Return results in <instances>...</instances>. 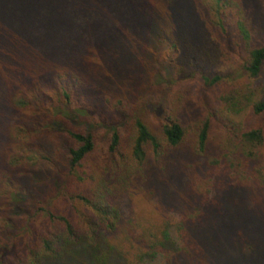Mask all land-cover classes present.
<instances>
[{"label":"trees","instance_id":"obj_1","mask_svg":"<svg viewBox=\"0 0 264 264\" xmlns=\"http://www.w3.org/2000/svg\"><path fill=\"white\" fill-rule=\"evenodd\" d=\"M85 2L0 0V64L6 59L3 49L20 44L16 36L4 44L5 35L14 30L24 34L23 26L35 14L60 20L68 28L66 37L77 35L89 51H100L103 72L111 68L108 63L116 61L125 45L147 39L180 54L183 64L198 60L215 65L239 53L241 69L252 79L264 62V43L248 45V28L240 18L231 24L233 35L228 34L230 9L233 4L242 7V0L90 2L107 15L91 5L84 9ZM70 38L75 45L77 39ZM34 40L39 42L34 36V45ZM41 43L40 39L35 46L39 49ZM90 57L91 64L83 62L84 74L75 69L57 72L42 91L37 90L39 78L35 77L31 90L11 94L6 100L15 112L26 116L2 135L7 155L0 157V264H145L157 257L165 264H176L190 260V251L196 250H217L208 253L219 262L223 259V264H239V258L218 252L224 249L218 247L207 222L221 196L222 200L224 196L239 200L242 188L264 186V131L260 127L264 125V96L252 101L250 84L232 87L229 75H201L200 87L216 92L215 104L203 102V113L190 109L183 116L179 112L183 104L178 106L181 98L177 96L167 106L160 104L165 99L162 94L163 99L148 103L151 122L139 109L127 112L115 84L105 76L90 78L99 65L93 53ZM145 87L150 85L145 83ZM81 98L89 107L74 108L72 104ZM247 106L259 125L239 127L216 115L218 107L235 113ZM215 123L222 130L218 138L210 135ZM99 130L105 131L106 149L103 158L95 160ZM185 155L203 158L213 170L208 174L214 175L215 184L217 179L218 196L207 201L210 191L202 192L188 178L181 193L191 197L193 205L176 222L179 243L169 236L164 213L159 237L138 230L130 197L153 177L158 181L160 176H170ZM37 158L47 165L41 174L35 170ZM174 196L173 192L166 199L172 202ZM236 243L232 241L230 250ZM239 254L243 257L247 252L239 250Z\"/></svg>","mask_w":264,"mask_h":264},{"label":"rangeland","instance_id":"obj_2","mask_svg":"<svg viewBox=\"0 0 264 264\" xmlns=\"http://www.w3.org/2000/svg\"><path fill=\"white\" fill-rule=\"evenodd\" d=\"M93 0H86L83 4L84 9L88 6H93V10H101L103 15H107L106 10L96 7L92 2ZM243 6L233 4L230 11L232 16L229 17V25L232 30L228 31L230 36L233 35L234 27L231 26L237 18H240L248 28L249 33V46L264 43V0H242ZM83 9V10H84ZM90 9V8H89ZM30 23L23 26L24 34H15L10 31L5 35L4 44L7 40H11V36H16L20 44L13 46L11 49H3V57L6 58L2 61L3 66H0V96L3 95V100L0 107V157L5 159L7 155L6 139L4 135L9 127H12L17 121L25 118V114L15 112L7 103V99L11 94L22 93L31 90L34 78H39L37 90H44V83H51L53 77L58 73H63V70L75 69L77 73L84 74L85 66L83 62L91 64V57L88 54L93 53V57L97 58L99 63L97 74H92L91 79H102L104 76L110 82L115 84L116 94L122 99L127 112H138L147 114L151 110V105L156 103L158 99H163V103L170 106V103L178 96L181 98L179 107L183 104L184 109L179 110L181 115L187 114L190 109L193 111L197 109L201 113L205 111L202 104L205 102L207 105H213L214 96L216 92L213 90L201 89V82L198 78L201 75L211 77L213 75H229L230 85L238 87L244 83H249L252 89V101H257L264 96V62L261 65L258 76L254 79L249 78L241 69V59L239 53L236 56L232 55L227 57L226 61L217 63L215 65L201 64L198 60L190 62L185 61L181 63V55L172 52L170 49L157 44L152 40L147 39L145 43L127 44L125 49L119 50V56L111 64L108 71H101L100 51L91 50L81 44L78 36H70L77 39V43L72 46L71 38L67 35V26L62 24L59 20L50 19L49 15L45 17L43 14H35L29 17ZM64 20V19H63ZM27 23V22H26ZM67 28V29H66ZM66 29V30H65ZM183 33L187 34L185 30ZM65 35V36H64ZM39 38L41 46L36 47L33 44V38ZM183 37V35H182ZM68 43H66L67 41ZM182 41V40H181ZM14 45V44H13ZM32 45L31 52L27 51ZM127 47V48H126ZM35 50H38L37 52ZM125 50L126 56L123 57ZM88 52V54H86ZM86 54V55H85ZM29 56L31 58H29ZM36 58L35 61H33ZM33 63H26L28 61ZM31 65V68L27 67ZM189 67L191 69H189ZM92 83V82H91ZM148 83L150 87H145ZM94 88H92L93 90ZM51 94V93H50ZM119 98V97H118ZM53 101L48 104L54 107ZM148 103H150L148 105ZM76 107H89L84 98L72 104ZM148 105V106H147ZM178 107V109H179ZM182 107V108H183ZM90 110L89 108H87ZM191 111V113L193 112ZM217 117L239 127H247L253 124L259 125V119L255 117L247 106L238 112L229 113L223 108L218 107ZM95 116H91L93 120ZM151 122L153 118L150 116ZM149 122V121H148ZM260 127L263 128L264 125ZM221 127L215 123L211 128L210 135L212 138L221 136ZM97 142L93 158H103L106 149L105 131L99 130L97 132ZM11 144V141H10ZM6 152V155L3 156ZM262 155L264 154V144L261 148ZM179 157V156H178ZM177 157V158H178ZM38 159V158H37ZM179 167L174 169L170 176H160L158 181L153 180L148 182L147 185L142 186L139 194L132 195L129 199L132 215L137 223L138 230L142 232H149L159 237V232L163 228V216L166 215L165 222L168 224L167 232L172 240L177 241V234L175 225L178 220L186 212V209H192L191 197L184 196L182 191V183L188 181V178L193 181L195 186L198 183L202 192H209L210 194L205 197L207 201H211L213 197L218 196L217 192V179L214 182V175L212 169L207 166L203 158H190L180 157L178 161ZM47 166L42 160H36L35 170L41 174L44 167ZM209 180L213 183L206 182ZM208 184V186L206 185ZM154 185V186H153ZM154 188L152 190L151 188ZM176 194L175 199L170 202L166 196ZM189 198V201H185ZM236 199V198H235ZM199 201L200 198L197 197ZM126 202V200H124ZM220 201V202H218ZM217 209L213 211L214 215L207 223L211 226L210 232L213 237L217 238L218 247L224 250H218L231 259L239 258V264H264V186L255 185L253 187L242 188L240 199L223 198L222 196L216 202ZM204 230H202L203 232ZM239 243L233 250L232 241ZM236 243V244H237ZM211 244V243H210ZM209 245L208 249H209ZM241 248V249H240ZM247 252V255L240 256L239 250ZM211 254L217 250H196V253L190 251V260L187 262H178L176 264H223L216 258H212ZM145 264H165L160 257Z\"/></svg>","mask_w":264,"mask_h":264}]
</instances>
